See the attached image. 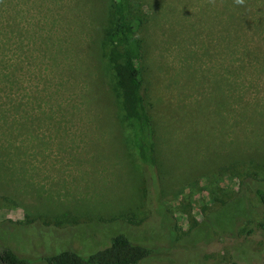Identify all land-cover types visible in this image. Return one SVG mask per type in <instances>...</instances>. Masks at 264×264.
<instances>
[{
	"label": "rangeland",
	"instance_id": "obj_1",
	"mask_svg": "<svg viewBox=\"0 0 264 264\" xmlns=\"http://www.w3.org/2000/svg\"><path fill=\"white\" fill-rule=\"evenodd\" d=\"M129 1L142 21L159 201L177 232L199 224L164 253L173 264H248L243 244L264 239V68L229 69L224 0ZM0 10L1 23H18L0 46V250L45 264L116 235L167 248V216L148 219L107 61L111 0H0ZM242 195L238 236L199 244L206 229H227Z\"/></svg>",
	"mask_w": 264,
	"mask_h": 264
},
{
	"label": "trees",
	"instance_id": "obj_2",
	"mask_svg": "<svg viewBox=\"0 0 264 264\" xmlns=\"http://www.w3.org/2000/svg\"><path fill=\"white\" fill-rule=\"evenodd\" d=\"M224 2L222 7L225 13L223 41L227 46L226 56L229 69L231 65L237 66L236 70L248 65H257V72H260L264 68V0H224ZM130 5L129 0H111L112 26L105 33L109 44L107 61L113 72L123 117L131 132L132 149L141 166L145 188L144 208L148 219L150 215L160 218L167 216L169 231L164 238L169 246L158 249L153 244L151 247H146L134 244L122 235H116L107 247L86 257L64 250L44 257L45 264H150L151 262L173 264L170 255L164 252L175 251L177 245L194 228L199 227V224L195 223L186 231L177 232L176 226L171 225V219L159 201L157 139L150 107L146 100L143 77L144 42L138 36L142 21L138 15L131 12ZM17 24L14 18L8 24L0 21V46L7 44V26L14 31ZM255 194L264 205V191L256 189ZM241 197L242 208L229 214L227 229L220 230L215 226L206 229V233L211 235L206 240H200L199 244L210 241L213 234L219 240L238 236L235 231L236 219L245 218L246 207L243 195L233 199ZM226 204L228 203L224 205ZM258 226L261 231H264V221ZM254 243L257 245L255 250L250 248ZM243 246L249 260L248 264H264V239L258 241L257 237H253ZM163 254L166 256L163 257ZM0 264H30V262L6 247L0 250ZM228 264H240V261L230 260Z\"/></svg>",
	"mask_w": 264,
	"mask_h": 264
}]
</instances>
